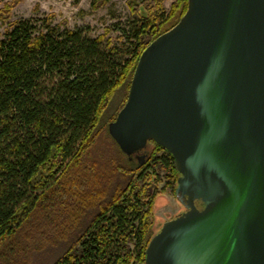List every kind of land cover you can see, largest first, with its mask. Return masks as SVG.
<instances>
[{
    "label": "trees",
    "instance_id": "obj_1",
    "mask_svg": "<svg viewBox=\"0 0 264 264\" xmlns=\"http://www.w3.org/2000/svg\"><path fill=\"white\" fill-rule=\"evenodd\" d=\"M164 3L129 0L137 20L121 44L56 15L1 12L0 264H146L155 202L176 195L180 174L155 143L143 165L126 156L103 121L126 88L124 107L143 52L188 11Z\"/></svg>",
    "mask_w": 264,
    "mask_h": 264
},
{
    "label": "water",
    "instance_id": "obj_2",
    "mask_svg": "<svg viewBox=\"0 0 264 264\" xmlns=\"http://www.w3.org/2000/svg\"><path fill=\"white\" fill-rule=\"evenodd\" d=\"M109 133L141 165L155 143L180 174L186 211L146 264H264V0H188L140 57Z\"/></svg>",
    "mask_w": 264,
    "mask_h": 264
},
{
    "label": "rangeland",
    "instance_id": "obj_3",
    "mask_svg": "<svg viewBox=\"0 0 264 264\" xmlns=\"http://www.w3.org/2000/svg\"><path fill=\"white\" fill-rule=\"evenodd\" d=\"M94 2L95 0H0V14L2 11V14L7 13L8 7H10L12 19L42 17L52 14L56 15L57 22L66 21L72 29L88 27L93 36L106 35L107 39L121 44L120 36L122 33L119 31L120 28H129L137 20L129 9V0H110L109 3L100 8H95ZM174 2L176 0H165L164 6L167 12L170 11ZM5 27L6 25L1 20L0 15V33H4ZM126 95V88L116 94L104 118V126L115 121L113 119L120 112ZM153 149V144L149 145L144 154L149 157ZM134 160L140 162L136 158ZM163 187L164 184L160 186V190ZM154 210V233L165 222L185 212V208L179 199L170 192L161 194L157 198Z\"/></svg>",
    "mask_w": 264,
    "mask_h": 264
},
{
    "label": "flooded vegetation",
    "instance_id": "obj_4",
    "mask_svg": "<svg viewBox=\"0 0 264 264\" xmlns=\"http://www.w3.org/2000/svg\"><path fill=\"white\" fill-rule=\"evenodd\" d=\"M185 211H186V209H185Z\"/></svg>",
    "mask_w": 264,
    "mask_h": 264
}]
</instances>
